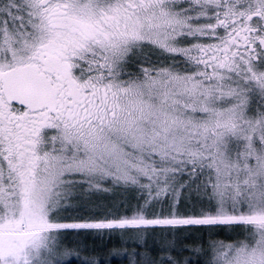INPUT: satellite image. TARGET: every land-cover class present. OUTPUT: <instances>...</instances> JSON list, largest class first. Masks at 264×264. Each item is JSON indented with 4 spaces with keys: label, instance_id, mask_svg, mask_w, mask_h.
Here are the masks:
<instances>
[{
    "label": "snow or ice",
    "instance_id": "obj_1",
    "mask_svg": "<svg viewBox=\"0 0 264 264\" xmlns=\"http://www.w3.org/2000/svg\"><path fill=\"white\" fill-rule=\"evenodd\" d=\"M264 264V0H0V264Z\"/></svg>",
    "mask_w": 264,
    "mask_h": 264
},
{
    "label": "trees",
    "instance_id": "obj_2",
    "mask_svg": "<svg viewBox=\"0 0 264 264\" xmlns=\"http://www.w3.org/2000/svg\"><path fill=\"white\" fill-rule=\"evenodd\" d=\"M109 264H129V262L122 257H110Z\"/></svg>",
    "mask_w": 264,
    "mask_h": 264
}]
</instances>
